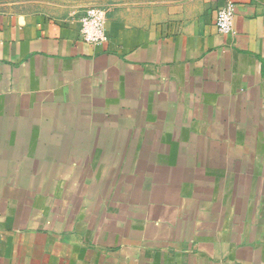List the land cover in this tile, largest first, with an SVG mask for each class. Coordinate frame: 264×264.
Returning <instances> with one entry per match:
<instances>
[{"label":"crops","instance_id":"crops-1","mask_svg":"<svg viewBox=\"0 0 264 264\" xmlns=\"http://www.w3.org/2000/svg\"><path fill=\"white\" fill-rule=\"evenodd\" d=\"M236 4L231 36L224 0L100 6L105 46L0 14V264H264V0Z\"/></svg>","mask_w":264,"mask_h":264},{"label":"built area","instance_id":"built-area-1","mask_svg":"<svg viewBox=\"0 0 264 264\" xmlns=\"http://www.w3.org/2000/svg\"><path fill=\"white\" fill-rule=\"evenodd\" d=\"M237 14L236 0H224V5L218 10L216 26L224 36L234 34V23ZM108 10L100 6L88 7L80 18V38L93 46H105L110 37L107 32Z\"/></svg>","mask_w":264,"mask_h":264},{"label":"rangeland","instance_id":"rangeland-1","mask_svg":"<svg viewBox=\"0 0 264 264\" xmlns=\"http://www.w3.org/2000/svg\"><path fill=\"white\" fill-rule=\"evenodd\" d=\"M154 1H161L164 6L168 3H174V0H0V14L67 12L77 15L90 6H103L108 9V4L113 3L146 2L149 4ZM243 216L246 217V214Z\"/></svg>","mask_w":264,"mask_h":264}]
</instances>
